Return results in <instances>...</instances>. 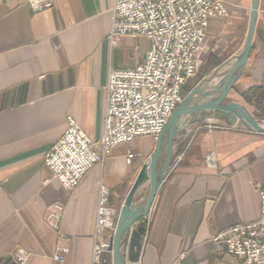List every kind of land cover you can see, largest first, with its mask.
I'll return each mask as SVG.
<instances>
[{
  "label": "crops",
  "instance_id": "0c3cea01",
  "mask_svg": "<svg viewBox=\"0 0 264 264\" xmlns=\"http://www.w3.org/2000/svg\"><path fill=\"white\" fill-rule=\"evenodd\" d=\"M114 1L54 0L51 10L35 13L21 0H0V264H16L18 249L31 254L28 264H93L99 183L111 191V206L122 209L155 151L157 143L149 138L118 147L71 193L44 164L68 117L93 141L100 140L110 69L135 68L150 50L144 37L126 36L110 45ZM224 1L230 16L210 21L208 50L192 88L215 75L206 88L217 84L244 50L252 0ZM259 2L251 56L228 96L257 120L264 117L250 101L264 87V0ZM129 151L139 154L131 164ZM259 185H264V135L223 118L189 127L176 138L167 178L147 220L135 226L150 225L140 264H242L211 238L259 218ZM148 191V183L138 190L137 207ZM56 202L65 206L60 227L65 240L44 218ZM59 245L69 250L63 263L53 260Z\"/></svg>",
  "mask_w": 264,
  "mask_h": 264
},
{
  "label": "built area",
  "instance_id": "2783aa9c",
  "mask_svg": "<svg viewBox=\"0 0 264 264\" xmlns=\"http://www.w3.org/2000/svg\"><path fill=\"white\" fill-rule=\"evenodd\" d=\"M21 2L35 13L54 7V0ZM229 16L230 7L224 0L114 1L110 45L116 46L126 36L144 37L150 41V50L135 68L110 69L104 131L99 141H93L74 118L68 117L64 135L46 153L44 164L65 191L74 192L88 172L103 165L118 147L140 138H149L155 143L162 138L174 111L184 101L183 88L201 71L208 50L210 21ZM138 157L139 154L129 151L126 161L131 164ZM256 190L260 199L259 218L220 230L211 238L212 243L224 245L226 253L242 264H264V185L257 186ZM110 197L111 191L100 182L93 264H113L110 241L99 239L105 234L110 240L113 238L122 210L111 206ZM64 210V204L56 202L47 209L44 218L65 240L60 230ZM149 227L147 222L142 234V251ZM68 251L57 246L53 260L63 263ZM30 256L29 252L18 249L16 264H28Z\"/></svg>",
  "mask_w": 264,
  "mask_h": 264
},
{
  "label": "water",
  "instance_id": "95a60500",
  "mask_svg": "<svg viewBox=\"0 0 264 264\" xmlns=\"http://www.w3.org/2000/svg\"><path fill=\"white\" fill-rule=\"evenodd\" d=\"M259 10V0H252L247 41L242 54L236 57L230 71L212 87L206 88V85L216 81L217 75L203 80L195 88L189 84L183 88L187 93L186 98L174 111L162 138L156 144L155 151L140 170L122 207L115 234L110 240L113 264H140L142 234L135 226L152 210L159 190L167 178L178 135L189 127L204 122L205 119L218 118L226 119L233 125L241 124L252 132L264 135V126L246 107L237 102L227 101L230 92L235 89L246 71L256 34ZM196 97L200 100L195 101ZM162 159L164 162L160 165ZM146 183L149 184L147 199L141 206L135 207L136 194Z\"/></svg>",
  "mask_w": 264,
  "mask_h": 264
},
{
  "label": "trees",
  "instance_id": "16d2710c",
  "mask_svg": "<svg viewBox=\"0 0 264 264\" xmlns=\"http://www.w3.org/2000/svg\"><path fill=\"white\" fill-rule=\"evenodd\" d=\"M250 103L256 106L257 111L264 117V87L259 90L257 96L251 99ZM141 234L144 233V229L139 230Z\"/></svg>",
  "mask_w": 264,
  "mask_h": 264
},
{
  "label": "rangeland",
  "instance_id": "374dc122",
  "mask_svg": "<svg viewBox=\"0 0 264 264\" xmlns=\"http://www.w3.org/2000/svg\"><path fill=\"white\" fill-rule=\"evenodd\" d=\"M202 67H203V66H202ZM201 69H202V68H201ZM200 72H201V71H200ZM200 72H199V74H200ZM199 74H198V75H199ZM201 82H202V81H201ZM201 82H200V83H201ZM186 96H187V93H184V94H183L184 99L186 98ZM227 101H228V102H231L230 99H228V98H227ZM209 120H210V119H209ZM258 121H259V123H260L262 126H264V119H259ZM148 194H149V191H148ZM139 201H140L139 198H137V196H136L135 201H134V206H135V207H137L138 204H140Z\"/></svg>",
  "mask_w": 264,
  "mask_h": 264
},
{
  "label": "bare ground",
  "instance_id": "6f19581e",
  "mask_svg": "<svg viewBox=\"0 0 264 264\" xmlns=\"http://www.w3.org/2000/svg\"><path fill=\"white\" fill-rule=\"evenodd\" d=\"M208 80V79H207ZM183 103V102H182Z\"/></svg>",
  "mask_w": 264,
  "mask_h": 264
}]
</instances>
